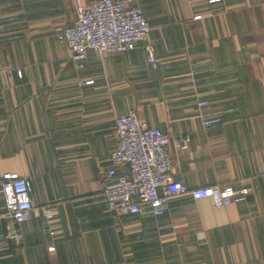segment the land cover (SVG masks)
<instances>
[{
	"label": "crops",
	"instance_id": "0c3cea01",
	"mask_svg": "<svg viewBox=\"0 0 264 264\" xmlns=\"http://www.w3.org/2000/svg\"><path fill=\"white\" fill-rule=\"evenodd\" d=\"M123 1L148 18L155 65L142 41L88 50L78 68L57 36L76 21L74 0H0V187L5 172L27 176L33 203L55 210L51 223L1 216L0 264H264V0ZM130 109L190 136L189 149L169 147L188 188L250 195L223 208L182 196L160 216L149 205L108 212L115 119ZM211 114L221 123L204 126Z\"/></svg>",
	"mask_w": 264,
	"mask_h": 264
},
{
	"label": "built area",
	"instance_id": "2783aa9c",
	"mask_svg": "<svg viewBox=\"0 0 264 264\" xmlns=\"http://www.w3.org/2000/svg\"><path fill=\"white\" fill-rule=\"evenodd\" d=\"M74 2L76 21L59 29L57 36L71 49L72 59L78 68L85 67L88 50H94L99 55L123 53L136 49L142 41H147L144 50L148 63L156 64L155 47L148 42L152 27L139 5L123 0ZM198 104L205 107L208 101L201 100ZM221 121L219 115L203 117L204 126ZM115 136V146L110 154L113 166L105 172L102 191L107 210L114 216L141 213L145 205L160 216L165 211V205L182 196L210 198L216 208H223L245 201L251 193L248 187H243L240 193L230 186L188 188L183 174L174 173L169 147L180 151L189 149L190 136L171 134L153 127L140 119L135 109L116 117ZM32 189L29 177L17 172L3 173L0 191L4 207L0 208V217L8 216L17 223H23L44 216L46 222H53L54 208L35 205L31 197ZM9 237L20 240L22 233L17 229Z\"/></svg>",
	"mask_w": 264,
	"mask_h": 264
}]
</instances>
